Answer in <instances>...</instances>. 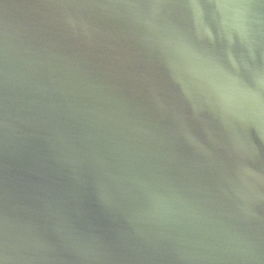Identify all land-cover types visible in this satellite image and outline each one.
Listing matches in <instances>:
<instances>
[{"label": "water", "instance_id": "obj_1", "mask_svg": "<svg viewBox=\"0 0 264 264\" xmlns=\"http://www.w3.org/2000/svg\"><path fill=\"white\" fill-rule=\"evenodd\" d=\"M0 264H264V0H0Z\"/></svg>", "mask_w": 264, "mask_h": 264}]
</instances>
